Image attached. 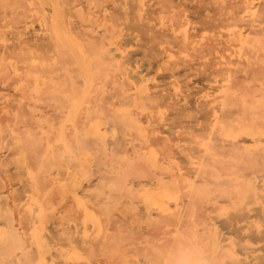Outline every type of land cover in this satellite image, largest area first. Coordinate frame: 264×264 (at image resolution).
Instances as JSON below:
<instances>
[{
    "label": "rangeland",
    "instance_id": "374dc122",
    "mask_svg": "<svg viewBox=\"0 0 264 264\" xmlns=\"http://www.w3.org/2000/svg\"><path fill=\"white\" fill-rule=\"evenodd\" d=\"M80 1L79 0H20V1L19 0H0V77H1L0 78V114L4 115L5 118L3 119V123H5L7 127L6 129L4 128L5 125L4 126L2 125V127H0V130H2L0 131V134L3 133L1 134V136L5 137L3 140H1L2 137H0V141H1L0 150H2L0 152L3 153V154L0 153V155L2 157L7 155L5 156V159L4 158L0 159V160H3V159L5 160L0 163V166L2 167V171L5 174L4 178L6 179V183L8 184V189L7 190L6 188L3 189V190H6L7 193H5L2 190V192L5 193V195L0 194L1 195L0 202L2 201L4 202L6 200L5 210L7 209V212L9 211L11 213L10 214L8 212L10 215L9 218H11V216H12L11 219L17 218L15 222L14 220L11 221V224L17 223L13 225H17L18 229L20 230H22L21 228L24 227L23 228L24 231H28L29 229L28 227L31 226V224L35 220L34 219L35 216L39 217L44 222L47 220L46 218L47 214L52 213L54 215V218L58 215L56 217L58 218L57 219L58 223L54 219V221L57 223V224L55 223L56 224L55 227H60L64 229L65 224H66L65 228L69 227L70 229L71 227H73L71 228L72 230H70L69 234H66V235L64 234L63 237L65 238L66 236V241L71 242L75 240L74 238H77L76 241L79 240L78 241L79 244H81V246H83L86 250H89L87 254H80L78 250H73L72 253L68 256L60 254L58 252H57L58 254L55 255L56 257L48 256L49 252L56 251V246H54L53 244H49V243L45 245L46 243L45 235L50 234V233L47 229H44V230L41 229L40 232L38 233V236H30L29 239L34 240L36 242V245L33 246L34 247L33 249L37 250V253L42 252L40 256L46 257L47 260H50L48 261L49 262L48 264H58L60 262L61 263L70 262V263H80V264H112V263L114 264L115 261L118 262L117 264H134V263L137 264L138 259H139V258L137 259V257H140V256L141 257L142 256L144 257L156 256L157 258L161 257L163 259V263L165 262L166 264L172 258V255H171L172 252H169V250H171L169 249V247H174V245L176 246L175 242H177L178 244L177 248L174 247L173 249L179 250L176 252V253H179L182 246L184 247V245H186V243L183 245V242H184L183 240L180 241L182 242V244H180V242L178 241V237L180 239L184 238V240H187L188 241L187 243L190 244V247L192 248H195V247L192 245V242L189 241L190 239L189 236L184 235L183 233L184 230H182V232L178 229L176 231L172 230L171 231L172 237L170 239L171 241L161 243V246L164 247V249L161 246H159L160 243L157 242V238L156 239L151 238L152 237L151 234H160V232L162 233L165 230H168L170 228L173 229L175 222L171 221L170 223L169 221L170 218L172 220L174 219L177 222V217H179V215L183 212L181 208L185 209L186 207H188L186 203L187 198L189 199V197L193 194L194 195H198L197 193L200 194L201 189L205 190L206 185H203L201 183L197 184L194 182L197 181L196 177L198 178L195 171H199L200 168L204 169L207 166L209 167V165H205V164L209 163L211 159L208 161L205 160L204 162L202 160L204 158H207V156L206 157H203V156L209 153H211L210 155H213L214 157L217 155L216 148H215L216 152L215 150L212 149L215 146L213 147L212 145L208 146V144H210L208 143V140L209 142L210 141L212 142L211 137L213 138L218 137L217 136L218 131L220 134L221 132L223 133L221 134L223 135L222 138L224 137L228 138V136L230 137L231 133L233 132V129H230V128H233L234 124L237 122L234 120H237V119L240 120L239 118H242V116H239V117L236 116V118H234L235 117L234 114L236 112H239V108L237 106L241 105V103L235 102L230 98H232L233 93L235 95V97L233 96L234 100L237 99L236 97H239L240 99L244 95L241 94V91H242L241 89H239L240 92L239 91L237 92V89H231V87L233 86H235V88L240 87L237 85L238 84L237 82H241L240 80L244 79L245 77L243 74H246V72L243 69L247 67H246V64L244 66V62L242 61H246L248 64L250 60V56L247 57L248 56L247 52L249 54L250 52H252L251 51L252 49L249 46L251 44L249 42L250 33L249 35H247L248 30L252 28L250 32L252 31L262 32L261 29L264 28V23H263L264 22L263 21L264 11L263 12L260 11V10H264V0H260V1L259 0H235V1L234 0L233 1H230V0H112L110 2L109 0H82L81 2ZM259 3H262V5H260ZM187 4L191 6L189 7ZM258 4L262 7H259V6L254 7L255 5H258ZM134 5H135V8H133ZM195 5L198 7V10L196 7L194 8ZM237 6L240 8H238ZM132 8L134 10L130 11V9ZM254 8L255 9L260 8V10H256L257 13L254 14L255 13ZM252 9L254 12L252 11ZM201 10H203V12ZM212 10L214 11L212 12ZM113 11L114 12L116 11V13H112ZM5 12L7 13L5 14ZM234 13H237L235 14V16L237 15L236 17L238 19H235L236 17L234 16ZM177 14L180 15L178 18L179 20L177 19V16H178ZM73 15L78 21V24H81L79 26H81L84 29L86 28V30L78 28L79 26L77 24L75 25L77 21L75 20ZM204 15H208V16H205L204 18ZM213 15L215 16V18H213L214 17ZM232 15L234 16V18L231 17ZM107 16L110 18H108ZM209 16H212L213 20L210 19L211 17ZM228 16L229 18L227 19ZM111 17L112 19L115 17V19L112 20ZM120 17L121 19H119ZM244 17L247 18L246 21H249L248 23H246V25L244 23L245 22ZM251 17L252 18L254 17L253 21ZM174 19H177V22H174ZM204 19L208 22V25H211V26L208 27ZM208 20L213 21L215 24L213 22H210L211 24H209ZM218 20L221 22H219ZM199 21L204 22V25L206 24L205 26L207 27H205L203 23ZM239 21L241 24L239 23ZM183 22L184 24H182ZM142 23H144V25H142ZM146 23L147 25H145ZM260 23H263V24H260ZM73 24L78 27L72 26ZM82 24L86 26H83ZM140 24L142 27H140ZM248 24L249 25L255 24V27H257L258 29L257 28L253 29L252 25L249 28V26L247 27ZM18 25H19V28H17ZM22 25H23V28H22ZM129 26H132V27H129ZM143 26H146L148 29L144 27V30H142ZM127 27H129L130 29H128ZM150 27H152L153 30L149 29ZM198 27L199 28L201 27V28L198 29ZM131 28H133V30ZM76 29H80L79 31H82V32H78ZM137 30L139 31L142 30L143 32L146 31L145 32L146 34L141 32L143 33L141 35V33ZM159 30L160 32L164 31L162 32V34L165 33L164 35L161 34L163 37L162 39H160L161 37L159 38V35H160ZM19 31L24 32V34H22ZM190 32H193L194 34ZM127 33L130 35V37H128ZM153 33L155 34L154 36L156 37L158 35L157 37L158 39L153 36L155 38L154 41L156 45L150 42L152 39L150 41L149 39H147V38H150V36H152ZM166 33L168 34L166 35ZM225 33H226V36H224ZM81 34H82V37H81ZM144 34L148 35V37L145 36L146 39L149 41V42L146 41L147 43H144L145 42V38H143ZM13 35L14 36L16 35L15 37L17 38H15ZM95 36L97 37L95 38ZM140 36L142 37V39H140ZM247 36H249V38H247V41L249 43L246 41ZM37 37H39V39ZM204 38H206L205 41H203ZM207 38H210L212 41ZM125 40L127 41L129 40V41L127 42ZM20 41H23L22 43L24 44H22ZM209 41H211L210 44L212 42L214 43V41L218 43L216 42L214 44L212 43L213 46H211V49L213 50H210V48L204 49L203 47L202 49L201 48L202 44H204L205 47H207L206 45L210 47L209 46L210 44H205L206 42L209 43ZM15 42L17 43L16 45H20V48L19 46L16 47ZM38 42L42 45L41 46L42 48L40 47ZM142 42L145 44V46ZM240 42L241 43L245 42V47H244V44H241ZM138 43L143 44V45L140 44V46L143 47V48L141 47L142 49H139L140 47L136 46ZM150 44H152L151 45L152 48L148 47L150 46ZM246 46H249V47H246ZM48 47L50 48V50L47 49ZM244 48L246 49L247 52L243 51ZM39 49H42V51ZM137 49L142 50V51L138 52ZM199 50H201L203 53L206 52L205 55L203 54L204 55L203 56L201 53L198 54ZM241 50H242V54L240 53ZM211 51H213L214 53L213 55L214 57L216 56L217 59L212 57L213 55L210 56ZM146 54L148 55L144 56ZM225 54L226 56L228 55L231 58L233 57V59L227 56L226 60H224ZM238 55L240 58L237 57ZM151 56L152 57L155 56V57L152 58ZM25 57H27L28 60L25 59ZM144 59L147 62H145ZM151 59L152 60L154 59V62L152 63H155V64L150 65L152 64L151 62H149L148 64V60H151ZM195 59H197V61ZM201 59L202 61H205V63L202 62L204 66L201 63ZM206 59H210V60H206ZM235 59H237V62H240V63L242 62L241 63L242 65L239 64L240 65L239 66L238 63L235 61ZM240 59L242 61H239ZM219 60L221 62H217ZM222 60H223V63L225 62L224 65L222 63ZM231 60H233V63L234 61L237 63V65L240 68L239 71L237 70L239 68L236 69L234 67L236 66L235 64L232 65V63H230ZM66 61L69 63H67ZM169 61L172 63L170 64ZM195 61L196 63L200 61L199 62L200 67H198L199 64H193V62ZM145 63H147V66L145 65ZM177 63H179V65H177ZM183 63L185 64L187 63V67L184 66L185 64ZM189 63L190 65L188 66ZM205 64L207 65L205 66ZM150 66L151 67L153 66V67L151 68ZM167 66L170 69L167 68ZM178 66H180L181 68V69L179 68L180 73L178 74L180 75L184 74L186 78L184 76H180L175 73L174 69L176 68L178 69ZM183 66L185 69H188L187 71H185V73H188L191 71L192 75L186 74L187 75L186 76L185 73H183L184 72L183 70L185 69L182 70ZM193 66L195 67L194 69H192ZM51 67L52 69L49 71V68ZM206 67H209L208 68L209 70H206ZM220 67H223L222 69L226 70V72L223 71ZM47 68L48 70H45ZM214 68L215 69L220 68L223 72L220 70L221 73L219 71V75H218L217 72L213 71L215 70ZM72 69L73 70L77 69L76 71H74L76 72V74L74 73V75H72L73 74V72H71ZM197 69L199 70L204 69V70L200 72ZM229 70H234L236 72L235 73L236 75L240 74L239 75L240 78H238L237 76L232 77L231 71ZM167 71H170V73H167ZM198 71H199V74L202 73V75L206 71H209V72L208 73L206 72L207 74L205 73V75L207 76H204V75L202 76L200 74L199 75L201 79L200 80L199 77H196L198 75ZM164 72L166 75H168L167 76L168 78H166L165 76H163L165 78L162 77ZM173 72L175 73V77L170 76ZM193 72L195 73L193 74ZM60 73L62 74L61 76H60ZM114 74H117L118 76ZM176 75L180 76V78L184 77L185 80L183 79L179 80V77H177ZM193 75H194L193 78H195L194 81H193V78L191 77ZM223 76L225 77L223 78ZM241 76H244V77L241 78ZM208 77L210 79H208ZM187 78L189 81L187 80ZM215 78H217L219 81L216 80ZM231 78H234V80L236 79L237 81L232 80L233 82H235V84L231 83L230 90H229V88L227 89L228 87L227 85L231 82L230 80ZM182 80L183 82H181ZM28 82L31 84H29ZM189 82H190V85L188 84ZM219 82H221V84ZM105 83L106 85H108L109 83L110 86L106 87ZM158 83L160 85H158ZM164 83H166L167 85V90H168L167 92H169L171 95L166 92V89L162 88L165 86ZM212 84L213 85L216 84V86L222 85V87L220 86L221 88L217 87L218 89H216V87H214ZM186 85H189V88H187L188 86ZM6 86H7V89H6ZM160 88H162L163 90L161 89L160 91ZM223 88L227 90L228 92L223 91L222 90ZM192 89L194 92L192 91ZM113 90L116 93H114ZM150 92H152V94H149ZM161 92H163L164 97L168 95L170 96H168V98L167 97L163 98V96L160 94ZM184 92L186 93V95ZM165 93H167V95H165ZM190 94H193V95H190ZM223 94H225L224 96H228L227 99L230 97L229 100L231 102H235L234 105L229 100H226V101H229L228 103L223 101L224 99ZM55 95L57 96L56 100L54 98H51L53 96L55 97ZM107 95H109V97ZM149 95L150 96L152 95V97H148ZM154 95L156 96L154 97ZM187 95L192 96V97L189 96L191 99H188V98L186 99ZM221 95L223 96V98H221L222 97ZM14 96H16V98ZM91 96H96V97H91ZM172 96H173L174 101H172V98H171ZM14 98L15 100H13ZM18 98L19 100L16 103V100ZM162 98L166 99V102L168 101L170 104L166 103L167 104L166 105ZM193 98L194 100H196V103H194L195 101L192 100ZM244 98L242 99L244 100ZM8 99H9V102H8ZM10 99L13 100L14 104L16 103L15 106L13 103H11ZM48 99L50 100V102L49 101L47 102ZM117 99L118 100L120 99V101L122 100L123 103L118 101ZM178 99L180 100L179 102L180 106L179 105L177 106L178 103L175 104V101L176 102L179 101ZM3 101L8 102V103H4ZM43 101L45 102L46 105L44 104ZM61 102H65L64 103L65 107L64 105H60V104H63ZM181 102L184 105L188 102V105L190 104L189 106L190 109H188L189 107L187 104L184 106L181 104ZM202 102H204L205 105L203 104L200 105ZM10 103L12 104V106L10 107L9 105L10 108L6 109L8 108L6 106H8V104ZM192 103L194 104V107ZM104 104H105V107L103 106ZM174 104L176 105V108H179V111L182 110V107H184L185 109V110L183 109V112H179L176 109L177 113H180V114L183 113L182 114L183 117L182 115H180L179 118L181 119L178 118L179 121L181 120L182 122L176 121L177 120L176 117L179 116L177 113H175L176 111L169 113V111L175 110V108L173 109L170 106L172 108L170 110L168 106L169 105L173 106ZM12 107H13V110H12ZM215 107H218V108L220 107L221 109H217ZM20 108L21 109L23 108V109L21 110ZM25 109H26L25 113L27 114V117L26 115L24 116L22 114V112H24L23 110ZM198 109H200L201 111ZM229 109H231L230 112H232L233 115H231V113H229V115L226 114L229 112L228 111ZM202 110L205 111L204 114ZM219 110L221 111L223 110V113L221 112L222 114L220 115L218 114L220 113ZM208 111H210V114L207 113ZM211 111H213L214 113ZM184 112H186V114ZM20 113L22 114L21 117H20ZM55 113L56 115L58 114L57 117ZM53 114L55 115V117ZM174 114L178 116H175ZM199 114L201 118L203 116L202 119L200 118ZM208 115H211L210 118L214 117L212 119L213 122L211 121V119L206 118V117H209ZM7 116L9 118H7ZM229 116L231 117L228 118ZM1 117L3 116L0 115V119L2 120ZM113 117L115 121L113 120ZM218 117H225V118L219 120L220 118L217 119ZM20 118L22 121H24V123L27 121L26 122L27 125L22 122L20 123L21 121ZM80 118L83 119L82 123L79 120ZM86 118L87 119L90 118V119L86 121ZM143 118L145 119V121ZM185 118L186 119L188 118L189 120L191 118L192 122L188 121V119L186 120ZM204 118L209 119L208 121L211 125L210 127H209L208 121L206 120L207 121L206 123ZM223 120H225V122L229 121L230 123L229 125L231 126H229L227 122L226 127H224L225 125L223 124L224 122H221ZM232 120L234 121V123ZM189 122L191 123V125L188 124ZM193 122L195 124L199 123V125L198 124L195 125ZM16 123L18 127L16 126ZM178 123H181V124H178ZM182 123L187 124L186 125L187 128L183 126ZM201 123L202 124L206 123L208 124V126L206 124L202 125ZM213 123L214 124L216 123L215 125L219 123L220 124L217 125V127H214ZM34 124L35 126H33ZM173 124L175 125L174 126L175 128L172 127ZM200 124L202 126H200ZM19 125H23L24 127L19 126ZM106 125L107 127H105ZM191 126H195L197 128H194ZM14 127H17V128H14ZM188 127H190V130H192V132H190ZM21 128L23 131L21 130ZM113 128L116 131L115 134H114L115 131L113 130ZM198 128L201 129L200 132L198 131L199 130ZM203 128H205L204 131L206 132L210 130L209 131L210 133L208 134L207 132L205 134V132L202 130ZM68 129L70 130V132L69 131L66 132ZM177 129H178V133H176ZM186 129H188V131H185ZM212 130L216 131V134H213V136L211 134ZM7 131L9 132L10 135L8 134ZM33 131H36V132L34 133ZM180 131L182 132V135L184 134L185 136L187 134L186 132H188V134L192 133V136L195 135V137L193 136L195 138V141L192 140L193 142H197V139L201 135L199 139H201L202 141L200 140L201 142L198 141L197 143H193L189 141L191 140L189 139V136H190L189 134L188 138L186 137L185 139V141L189 139L188 142H186V144L188 143L187 144L188 148H186L187 149L186 150L185 148H182L185 146L184 145L185 141L181 137V135H179L181 134ZM201 131H202V134H201ZM5 133H7V136ZM171 133H173V135ZM212 133H215V132H212ZM4 134L5 136H3ZM207 134L208 135L211 134V135L208 136ZM22 135L27 136V137L29 136V140L24 141ZM178 135L181 138L176 137L178 138V140H175L176 138H174V141L172 140L173 142H171V139L168 137V136L175 137ZM214 135L216 136L214 137ZM185 136L183 137L185 138ZM159 137L161 140L159 139ZM193 137H190V138L193 139ZM202 137L203 138L205 137L207 139H202ZM209 137L211 138V140ZM6 138L7 140L9 139L10 141L9 140L6 141ZM33 138L35 139V141L33 140ZM89 138L91 140H89ZM154 138L156 140H154ZM167 139H168V143L170 142L169 146L167 143ZM219 139L217 141L216 139H213V140L215 142H219L220 141ZM39 140L40 141L43 140V141L39 142ZM106 140H108V143L110 142V144H108ZM80 141H83L85 144ZM117 141H119L118 144H117ZM35 142H37L38 144H36ZM176 142L178 144L177 148L175 147L177 146ZM190 142L193 146H189ZM41 143H43L44 145H41ZM112 143L115 145L113 146ZM165 143H167V146ZM6 144H7V147L5 146ZM171 144L172 145L174 144V146H172ZM27 145H30V146L25 148V146ZM180 145H183V146L180 147ZM187 145L185 147H187ZM22 146L24 150H22ZM35 146L36 147L41 146L40 148H43V150L35 148ZM164 146H166V148H164L166 150L163 149ZM4 147L6 148L3 149ZM169 147H174L176 149V153L178 150V154L176 155L177 157L174 156V154H176L175 150L173 148L172 150ZM30 148L32 150L33 148H35L37 150L36 151L37 153L36 154L33 153L35 151L34 150L32 151ZM112 148L113 150H115L114 152L116 153H113V151H111ZM127 148L129 149V151ZM206 148L209 151L206 150ZM169 150H172L171 155L172 157L174 156L173 158L170 157V154L168 152ZM96 151H99V152H96ZM164 151H166L169 154V159L167 156L168 154ZM191 151L194 156L191 155L192 154ZM41 152L44 154L42 155ZM203 152H204V155H203ZM213 152L216 155L213 154ZM39 153L41 154L38 155ZM185 153H191L189 155H191L194 158H192L191 156ZM201 153L202 155H200ZM129 154L132 159L128 156ZM30 155L33 157L34 163H33L32 158L31 159H29L30 157L28 158V156ZM101 155L103 156L102 158H100ZM185 155H187L188 159L186 158ZM39 156L41 158L40 160H39ZM213 156L208 155V159L212 158ZM159 157H160V160L158 161ZM98 158H100L99 161H98ZM109 158H111V160ZM184 158L186 162L183 160ZM28 159L32 163H30ZM201 162L202 163L204 162L203 163L204 166ZM31 164H34V165L32 166ZM135 164H137L138 166ZM5 166H7V170L5 169L6 168ZM134 166H137V169L136 167L134 168ZM185 167H189L188 168L190 170L189 172H191V170L193 171L195 170L194 171L195 173H192L190 178L188 177L189 175L187 174V168ZM9 168H12L13 172L10 171ZM181 168H184V169H181ZM158 169L160 173L158 172ZM94 170H96V172ZM9 171L13 174L11 178L9 175L10 174ZM118 171H120L119 172L120 174L117 173ZM22 172H24V174ZM93 172H95L96 174ZM167 172L168 174L170 173L168 178H167L168 175L166 174ZM16 173L18 174V176L22 175L20 176L21 178L17 177ZM40 174H41V177H40ZM113 174H115V176ZM181 174L183 175L181 176ZM1 175L2 174H0V178H2ZM23 175L26 177H24ZM110 175H113L114 177ZM104 177H108V179L106 178L107 181L106 179L105 181H103ZM110 177H112L111 180H109ZM39 178H41L43 182L40 181ZM128 178L129 179L132 178V179L129 180ZM18 179L19 181H17ZM167 179H168V182H167ZM1 180L2 179H0V181ZM141 180H142V184L139 182ZM145 180L147 183L145 182ZM11 181L14 184L11 183ZM14 181L17 182L16 185ZM114 181L119 182L120 185L115 184ZM150 181H152L151 184H150ZM9 182H10V185H9ZM179 182L181 183L183 188L179 185ZM19 184L22 185L21 187H23V189L25 188L26 190H19V189H22L21 187L17 188V185ZM115 185L116 187L118 186L120 188L117 189ZM121 185H123L124 187ZM178 185H179V188H177ZM193 185H194V188H193ZM201 185L202 187H200ZM38 187L40 189H38ZM44 187L46 188L45 190H44ZM180 188H182L181 191L184 192L185 194H188V195L191 194V195L189 197L183 195V193H180V190H179ZM27 189H29V191H27ZM193 189L195 190L193 191ZM13 190H15V192ZM104 190L106 193L104 192ZM196 190H200V191L196 192ZM19 191H22L23 193ZM55 191L57 192L55 193ZM126 191L128 193H123ZM12 192L17 193V194H14V193L12 194ZM85 192L88 193L87 196ZM204 192L206 191L202 192L205 195L206 193ZM8 193H10L9 195L11 199H13L17 203H15L13 200L8 198L9 197V195H7ZM101 193L103 196L101 195ZM129 193H130V196H128ZM180 194H182L181 195L182 198ZM203 194H200L197 197L203 196ZM12 195H15L16 198H14L15 196L13 197ZM4 196H6L7 198L5 199ZM48 196L49 197L52 196L53 198H55L54 200L52 199V197H50V199H52L55 204L52 202V200H49ZM179 196L182 200H179L180 199ZM209 196L210 195H208V197ZM3 198L5 200H3ZM183 199H186V202ZM9 200H10L11 206L6 203ZM150 200L152 204L151 207H150ZM168 200H170L171 203H169L170 201ZM105 201L107 203H105ZM137 201L138 203H136ZM213 201L214 200L209 201L211 205H214L213 203L215 201L214 202ZM157 202L158 203L160 202L163 204V205L161 204L162 205L161 207H163L162 209L159 208L160 204L158 205ZM62 204L64 208L66 207L65 209H63ZM153 204L155 206H153ZM170 204L172 206H170ZM20 205L22 207H20ZM152 206L156 209L153 208L154 210L153 209L151 210L150 208H152ZM7 207H10V209H8ZM140 207L144 208V210L142 209V212L141 210L139 211L138 209ZM58 208L62 209L63 211L59 210ZM16 210H19V212ZM150 210L151 212L153 211V213L157 212L156 213L157 216L151 215L153 213H150L149 212ZM161 210H163V212ZM27 211H30V213H28ZM143 211H146V215H144L145 212ZM158 211L161 216L158 214ZM7 212L5 213L3 212L4 215ZM24 212L28 214V216L26 214V218L24 216ZM69 213H72L74 215L72 214L70 215ZM68 214L71 217H67ZM219 214L221 213L218 212L217 216H220V217L223 216L222 214L221 215ZM13 215L14 216L17 215V217L13 218ZM212 215H215V213ZM116 216L121 218L120 219L121 222H119V220H117V222L116 221L111 222V219L112 220L115 219ZM144 216H145V219H144ZM119 218H116V219H119ZM162 218L163 219L165 218L166 221L165 220L163 221ZM138 219H142L143 223H142V220H139L141 221L139 222ZM167 219L169 222L167 221ZM19 220H21L22 222L26 221L27 224L21 223ZM125 220H127L128 222L127 221L124 222ZM18 222L21 224L20 225L21 227L19 226ZM146 222H149V224ZM172 222L174 224H172ZM197 224H201V222ZM24 225L27 226L26 228L27 230L25 229ZM118 225L120 226V228L117 227ZM111 227H112V230H111ZM156 228L157 229L160 228V229L157 230ZM137 229L139 231H137ZM141 229H143V231ZM145 230L149 231L148 234L144 232ZM78 231L80 232V234ZM112 231H116L114 234L117 233L119 237L120 236L122 237L118 239V236L115 235L111 239L110 235H114ZM127 231H130V232H127ZM145 234H147V236ZM149 234H150V237L148 239ZM108 235L110 237H108ZM143 238H145L146 240L148 239V242L146 240L144 241ZM172 239H174V242H172ZM141 240H143V242ZM116 241L118 244L116 243ZM138 241H141V243ZM146 242L148 244H146L147 246L145 247L144 244ZM157 243L159 244L157 245ZM115 244L117 246H112ZM44 245L48 246L47 250L45 249ZM138 245H141L142 247L144 246L145 248L142 249V247ZM93 246L95 249L93 248ZM166 246L168 247L167 249H165ZM186 246L188 247L189 245H186ZM159 248H162V249H159ZM138 249H142V250H138ZM145 249H148V251H146ZM98 252L99 253L102 252L100 255L101 257H98V254H99ZM145 252H150V253L149 254L146 253L147 255H145ZM162 253H165V254H162ZM195 254L192 253L189 256V258L192 256L193 259H195V256H197ZM113 255L114 256L117 255L118 257L117 256L114 257ZM112 256L114 257L113 259H112ZM100 258H102V260ZM128 258L130 259L129 261L132 263L127 261Z\"/></svg>",
    "mask_w": 264,
    "mask_h": 264
},
{
    "label": "bare ground",
    "instance_id": "6f19581e",
    "mask_svg": "<svg viewBox=\"0 0 264 264\" xmlns=\"http://www.w3.org/2000/svg\"><path fill=\"white\" fill-rule=\"evenodd\" d=\"M20 1V0H19ZM80 1V0H79ZM82 1V0H81ZM80 1V2H81ZM110 1H112V0H109V2ZM230 1H233V0H230ZM235 1V0H234ZM260 1V0H259ZM155 2V1H154ZM12 3H14V2H12ZM47 3V2H46ZM135 3V2H134ZM198 3V2H197ZM200 3V2H199ZM202 3V2H201ZM247 3V2H246ZM108 4V3H107ZM183 4V3H182ZM229 4V3H228ZM236 4V3H235ZM234 4V5H235ZM260 5H262V3H259ZM255 5L254 7H256V6H259V7H262V6H260V5ZM188 5V4H187ZM197 5V4H196ZM194 6V8L196 7L197 8V10H198V7L197 6ZM200 5V4H199ZM210 5H212V4H210ZM238 5V4H237ZM246 5H248V4H246ZM97 6V5H96ZM151 6H153V5H151ZM151 6H149V7H151ZM189 7L191 6V5H188ZM253 6V5H252ZM193 7V6H192ZM209 7H211V6H209ZM238 7V6H237ZM236 7V8H237ZM247 7V6H246ZM98 8V7H97ZM102 8V7H101ZM133 8H135V5H134V7ZM130 9V11L132 10H134V9ZM167 8V7H166ZM193 8V9H194ZM238 8H240V7H238ZM248 8V7H247ZM250 8H252V7H250ZM112 9V8H111ZM110 9V10H111ZM119 9V8H118ZM255 9V8H254ZM113 10V9H112ZM164 10H166V9H164ZM256 10H260V8H258V9H255V13L254 14H256L257 12H256ZM84 11V10H83ZM149 11V10H148ZM156 11V10H155ZM162 11V10H161ZM202 12H203V10H201ZM210 11V10H209ZM214 10H212V12H213ZM252 11H253V9H252ZM260 11H264V10H260ZM71 12V11H70ZM96 12V11H95ZM117 12H118V10H117ZM177 12V11H176ZM189 12V11H188ZM192 12V11H191ZM199 12V11H198ZM254 12V11H253ZM261 12V13H262ZM7 12H5V14H6ZM112 13H116V11L114 12H112ZM120 13V12H119ZM70 14H72V13H70ZM129 14H130V12H129ZM128 14V15H129ZM152 14V13H151ZM168 14V13H167ZM179 14V13H178ZM177 14V15H178ZM204 14V13H203ZM214 14V13H213ZM216 14V13H215ZM235 14H237V13H234V16H235ZM253 14V15H254ZM176 15V14H175ZM239 15V14H238ZM252 15V14H251ZM72 16V15H71ZM102 16V15H101ZM117 16H119V15H117ZM131 16V15H130ZM135 16V15H134ZM179 16L180 15H178L177 16V19L179 18ZM198 16V15H197ZM201 16H203V15H201ZM205 16H208V15H204V18H205ZM214 16V15H213ZM234 16L232 15L231 17H233L234 18ZM237 16V15H236ZM235 16V17H236ZM73 17H74V15H73ZM108 17V16H107ZM113 17V16H112ZM112 17H111V19H112ZM132 17V16H131ZM130 17V18H131ZM139 17V16H138ZM144 17V16H143ZM195 17V16H194ZM209 17H211L210 19H212L213 20V18H215V16L212 18V16H209ZM209 17H207V18H209ZM230 17V18H231ZM246 17H247V15H246ZM249 17V16H248ZM255 17V16H254ZM253 17V18H254ZM261 17V16H260ZM75 18V17H74ZM108 18H110V17H108ZM148 18V17H147ZM174 18V17H173ZM192 18V17H191ZM229 18V16L227 17V19ZM240 18V17H239ZM242 18V17H241ZM252 18V17H251ZM253 18H252V21H253ZM113 19H115V17L113 18ZM112 19V20H113ZM119 19H121V17L119 18ZM132 19V18H131ZM130 19V20H131ZM136 19V18H135ZM138 19V18H137ZM177 19H174V22H177ZM194 19V18H193ZM199 19V18H198ZM235 19H238L237 17L235 18ZM245 19V20H244ZM244 23H245V25H246V23H248L249 21H246V19L247 18H245L244 17ZM250 19V18H249ZM75 20H76V18H75ZM129 20V19H128ZM142 20V19H141ZM140 20V21H141ZM179 20V19H178ZM189 20V19H188ZM195 20H197V19H195ZM205 20V19H204ZM226 20V19H225ZM35 21V20H34ZM77 21V20H76ZM110 21V20H109ZM115 21V20H114ZM194 21V20H193ZM203 21V20H202ZM206 21V20H205ZM209 21V20H208ZM219 21V20H218ZM234 21V20H233ZM264 21V20H263ZM15 22H16V20H15ZM14 22V23H15ZM129 22V21H128ZM132 22H133V20H132ZM142 22V21H141ZM140 22V23H141ZM199 22H201V21H199ZM210 22H213V21H209V24H211ZM219 22H221V21H219ZM225 22V21H224ZM231 22V21H230ZM242 22V23H243ZM19 23V22H18ZM116 23V22H115ZM130 23V22H129ZM138 23V22H137ZM136 23V24H137ZM201 23H203V25H204V22H201ZM206 23H207V26L209 27V26H211V25H208V22L206 21ZM214 23V22H213ZM226 23V22H225ZM239 23H240V21H239ZM264 23V22H263ZM263 23H260V24H263ZM81 25V24H78V21H77V23H75V25ZM135 24V25H136ZM182 24H184V22L182 23ZM215 24V23H214ZM238 24V23H237ZM241 24V23H240ZM13 25V24H12ZM74 24L72 25V26H74V27H78V26H75ZM83 25V24H82ZM89 25V24H88ZM128 25V24H127ZM126 25V26H127ZM139 25V24H138ZM142 25H144V23H142ZM145 25H147V23L145 24ZM200 25H202V24H200ZM200 25H198V26H200ZM206 25V24H205ZM204 25V26H205ZM252 25V24H251ZM251 25H247V27L249 26V28H250V26ZM259 25V24H258ZM21 26V25H20ZM83 26H86V25H83ZM134 26V25H133ZM153 26V25H152ZM207 26H205V27H207ZM216 26H218V25H216ZM241 26H243V25H241ZM260 26V25H259ZM73 27V28H74ZM129 27H132V26H129ZM129 27H127L128 29H130ZM140 27H142L141 26V24H140ZM144 27H146V26H143V29L142 30H144ZM195 27V26H194ZM252 27H253V29L254 28H257V27H255V24L254 25H252ZM262 27V26H261ZM260 27V28H261ZM17 28H19V25H18V27ZM17 28H16V30H17ZM22 28H23V25H22ZM78 28H80V29H84V28H82L81 26H79ZM138 28V27H137ZM147 28V27H146ZM193 28V27H192ZM201 28V27H200ZM199 27H198V29H200ZM216 28V27H215ZM80 29H76L78 32H82V31H79ZM132 30H133V28H131ZM148 29V28H147ZM147 29H145V30H147ZM149 29H152V27H150ZM166 29V28H165ZM204 29V28H203ZM207 29V28H206ZM244 29V28H243ZM258 29V28H257ZM257 29H255V30H257ZM84 30H86V28L84 29ZM83 30V31H84ZM142 30H137V31H139L140 33L141 32H143ZM153 30V29H152ZM197 30V29H196ZM209 30V29H208ZM245 30V29H244ZM248 30V29H247ZM246 30V31H247ZM250 30H252V28H250ZM250 30H248V33H247V35H249V33H250V39H249V42H250V44L251 45H249L250 47H251V51L252 52H250V54L246 51V49L244 48V50L243 51H246L247 52V54H248V56L247 57H249L250 56V60H249V63L247 64V62L246 61H242L241 59L239 60V61H242V62H244V66H245V64H246V67L247 68H244L243 70L246 72V74H243L244 76H241V78L242 77H244V79H241L240 81L241 82H237L238 84V86H240V87H236L235 88V86H233V87H231V89H237V92L239 91V89H241L242 91H241V94H243L244 96H242V98H244V100L242 99V98H240L239 99V97H236L235 99L236 100H234V98H233V96L235 97V95H234V93H233V96H232V98H230V99H232L233 101H235V102H240L241 103V105H238L237 107L239 108V112H236L234 115H235V117L234 118H236V116L237 117H239V116H242V118H239L240 120H234V118H233V120L234 121H237L235 124H234V126H233V128H230V129H233V132L231 133V136L229 137L228 136V138H222L223 137V135H221V134H223L222 132H221V134L219 133V131H218V133H217V136L218 137H216V138H213V137H211L212 138V142L210 141L209 142V140H208V143H210V144H208V146L209 145H212V147L213 146H215L214 148H212L213 150H215V148H216V150H217V155L213 152V154H215L216 156L214 157L213 155H210L211 153H209V154H206L205 156H203V157H206L207 156V158H204L202 161H204L205 162V160L206 161H208V160H210L209 161V163H206L205 165H209V167L207 166V167H205L204 169L202 168H200L199 169V171H195L196 172V175L198 176V178L196 177V179H197V181H195L194 183H197V184H199V183H201V184H203V185H206L207 186V188H206V186H205V190H203V189H201L200 187H202V185L199 187L200 189H201V191L200 190H196V192L197 191H200L201 193L200 194H203L202 192L203 191H206V192H204V193H206L205 195L203 194V196H200V197H197V196H199L200 194L199 193H197L198 195H188V194H185L184 192H182L181 191V189L183 188V186L181 185V183L179 182V185L182 187V188H180L179 190H180V193H183V195H185V196H190L189 197V199L187 198V202H186V199H183V200H185V202L187 203V206L188 207H184L185 209H182L181 208V210H183V212L181 213V211H180V215H179V217H177V222L173 219H171L170 218V223H171V221H174L175 222V224L172 222V224H174V226H173V229H168V230H165L164 232H160V234H151V238L153 239V238H157V242H159V243H157V245L159 244V246H161V243H165V242H168V241H171L170 239H171V231L172 230H174V231H176L177 229L178 230H180L181 232H182V230H184L183 231V233H184V235L185 236H189V241L190 242H192V245L195 247V248H192V247H190V244L189 243H187L188 241L187 240H184V238H182V239H180L178 236V241L180 242L181 240H183L184 242H183V245L186 243V245H189L188 247L186 246V245H184V247L182 246V248L180 249V252L179 253H176L177 251H179V250H174L173 248L174 247H176L177 248V242H175L176 243V246L174 245V247H169V249H171V250H169V252H172L171 253V255H172V258L168 261V263H166V264H264V28H262L261 30H262V32H250ZM157 31V30H156ZM167 31V30H166ZM245 31V32H246ZM19 32H21V31H19ZM146 31H144L143 33H145ZM159 32H160V30H159ZM162 32H164V31H162ZM162 32H160L159 34L161 35L162 34ZM195 32V31H194ZM240 32V31H239ZM244 32V31H243ZM16 33V32H15ZM22 34H24V32H21ZM28 33V32H27ZM26 33V34H27ZM143 33H141V35L143 34ZM170 33V32H169ZM190 33H193V32H190ZM235 33V32H234ZM25 34V35H26ZM29 34H30V32H29ZM83 34V33H82ZM82 34H81V37H82ZM128 34V33H127ZM146 34V33H145ZM144 34V37L143 38H145V42L144 43H147V42H149L151 39L153 40H151L150 42L152 43V44H154V45H156V43H155V38L154 37H156V36H154L155 34L153 33V35L152 36H150V38H147V39H149V41L146 39V37L145 36H147L148 37V35H145ZM165 34V33H164ZM164 34H162V35H164ZM168 33H166V35H167ZM194 34V33H193ZM197 34V33H196ZM240 34V33H239ZM246 34V33H245ZM89 35V34H88ZM87 35V36H88ZM159 35V38L160 39H162L163 37H162V35L160 36ZM192 35V34H191ZM207 35V34H206ZM234 35V34H233ZM5 36H7V35H5ZM14 36V35H13ZM13 36H12V38H13ZM16 36V35H15ZM14 36V37H15ZM24 36V35H23ZM29 36V35H28ZM154 36V37H153ZM224 36H226V33H225V35ZM21 37H22V35H21ZM26 37V36H25ZM94 37V36H93ZM97 36H95V38H96ZM128 37H130V35L128 34ZM139 37V36H138ZM152 37V38H151ZM157 37H158V35H157ZM156 37V38H157ZM173 37V36H172ZM191 37H193V36H191ZM206 37V36H205ZM209 37V36H208ZM238 37V36H237ZM6 38H8V37H6ZM5 38V39H6ZM15 38H17V37H15ZM27 38V37H26ZM29 38V37H28ZM38 39H39V37H37ZM126 38V37H125ZM247 38H249V36H247L246 37V41H247ZM19 39V38H18ZM35 39H36V37H35ZM38 39H37V41H38ZM44 39H45V37H44ZM47 39V38H46ZM131 39V38H130ZM140 39H142V37L140 36ZM139 39V40H140ZM158 39V38H157ZM193 39V38H192ZM205 39L206 38H204V40L203 41H205ZM207 39H210V38H207ZM15 40V39H14ZM26 40H28V39H26ZM86 40V39H85ZM123 40V39H122ZM211 40V39H210ZM125 41H127V40H125ZM129 41V40H128ZM127 41V42H128ZM141 41V40H140ZM147 41V42H146ZM212 41V40H211ZM211 41H209V43H205V44H210V42ZM236 41V40H235ZM21 43L23 42V41H20ZM216 41H214V43H215ZM234 42V41H233ZM248 42V41H247ZM248 42V43H249ZM39 43V42H38ZM40 43H41V41H40ZM39 43V45H40V47L42 46L41 44ZM43 43V42H42ZM50 43V42H49ZM143 43V42H142ZM143 43V44H144ZM171 43V42H170ZM213 43V42H212ZM212 43L209 45L210 47H208V45H206L207 47H205V45L204 44H202V46H201V48L203 47L204 49L205 48H210V50H213V49H211V46H213L212 45ZM213 43V44H214ZM216 43H218V42H216ZM220 43H221V41H220ZM235 43V42H234ZM241 43V42H240ZM17 43L15 42V45H16ZM18 44H20V43H18ZM22 44H24V43H22ZM34 44V43H33ZM47 44V43H46ZM141 44V43H140ZM140 44L138 43L136 46H138V47H140L139 49H142L143 47L142 46H140ZM143 44H141V45H143ZM152 44H150V46H148V47H151L152 48ZM236 44V43H235ZM241 44H244V47H245V42H243V43H241ZM247 44V43H246ZM38 45V44H37ZM50 45V44H49ZM153 45V46H154ZM204 45V46H203ZM239 45V44H238ZM248 45V44H247ZM19 46V48H20V45H16V47H18ZM51 46V45H50ZM49 46V47H50ZM144 46H145V44H144ZM176 46H177V44H176ZM249 46H246V47H249ZM45 47V46H44ZM47 48L48 50H50V48ZM137 47V48H138ZM142 47V48H141ZM5 48H7V47H5ZM13 48V47H12ZM42 48V47H41ZM156 48V47H155ZM188 48V47H187ZM196 48V47H195ZM202 48V49H203ZM212 48H214V47H212ZM218 48V47H217ZM216 48V49H217ZM23 49V48H22ZM38 49V48H37ZM139 49H137V51L139 52H141L142 50H139ZM150 49V48H149ZM148 49V50H149ZM169 49V48H168ZM198 49H199V47H198ZM219 49V48H218ZM240 49H242V48H240ZM39 50H41L42 51V49H39ZM147 50V49H146ZM178 50V49H177ZM145 51V50H144ZM157 51V50H156ZM198 51V50H197ZM219 51V50H218ZM235 51V50H234ZM9 52H10V50H9ZM158 52V51H157ZM205 52V51H204ZM246 52H244V53H246ZM144 53V52H143ZM204 54L205 55V53H203L201 50H199V53L198 54ZM240 53L242 54V50L240 51ZM240 53H239V55H240ZM137 54V53H136ZM139 54V53H138ZM214 53H213V51H211V54H210V56H212ZM132 55V54H131ZM130 55V56H131ZM148 54H146V55H144V56H147ZM191 55V54H190ZM201 55V56H202ZM203 55V56H204ZM209 55V54H208ZM239 55L237 56V57H239ZM48 56H50V55H48ZM48 56H46V57H48ZM133 56V55H132ZM141 56H143V55H141ZM193 56H194V54H193ZM228 56V55H227ZM226 54H225V59L224 60H226ZM152 57V56H151ZM153 57H155V56H153ZM152 57V58H153ZM195 57H196V55H195ZM194 57V58H195ZM212 57H214V55L212 56ZM229 58H231L230 56H228ZM180 58V57H179ZM215 59H217L216 58V56L214 57ZM240 58V57H239ZM20 59V58H19ZM25 59H27V57H25ZM48 59V58H47ZM130 59V58H129ZM197 59H198V57H197ZM197 59H195L196 61H197ZM204 59V58H203ZM231 59H233V57L231 58ZM28 60V59H27ZM62 60V59H61ZM124 60V59H123ZM128 60V59H127ZM143 60V59H142ZM145 60V59H144ZM181 60V59H180ZM194 60V59H193ZM206 60H210V59H206ZM98 61V60H97ZM130 61V60H129ZM178 61V60H177ZM184 61V60H183ZM196 61L195 62H193V64H199V66L198 67H200V61H198L197 63H196ZM215 61V60H214ZM228 61V60H227ZM235 61L237 62V59H235ZM234 61V63H233V60H231L230 61V63H232V65H236V66H234L236 69L237 68H239V66L240 65H242L240 62H237L238 63V65H237V63ZM67 62V61H66ZM145 62H147L146 60H145ZM149 62H154V59L152 60H148V64H149ZM170 62V61H169ZM179 62V61H178ZM189 62V61H188ZM205 63V61H202V59H201V63ZM211 62V61H210ZM217 62H221L220 60L219 61H217ZM229 62V61H228ZM227 62V63H228ZM65 63V62H64ZM67 63H69V62H67ZM125 63H127V62H125ZM172 62H170V64H171ZM202 63V65L204 66V64ZM222 63H223V60H222ZM225 63V62H224ZM224 63H223V65H224ZM132 64V63H131ZM153 64H155V63H152V64H150V65H153ZM183 64H185V63H183ZM219 64V63H218ZM144 65V64H143ZM145 65L147 66V63H145ZM177 65H179V63H177ZM190 65V63L188 64V66ZM207 64H205V66H206ZM215 65V64H214ZM222 65V66H223ZM184 66H186L187 67V63L184 65ZM184 66H183V68H182V70L183 69H185L184 68ZM213 66V65H212ZM238 66V67H237ZM26 67V66H25ZM151 67V66H150ZM149 67V68H150ZM153 67V66H152ZM151 67V68H152ZM182 67V66H181ZM202 67V66H201ZM214 67V66H213ZM212 67V68H213ZM18 68H19V66H18ZM27 68V67H26ZM58 68V67H57ZM167 68H169L168 66H167ZM180 68V66H178V69ZM195 67L193 66V68L192 69H194ZM203 68V67H202ZM209 67H206V70H209L208 69ZM221 69L223 68V67H220ZM220 68H214L215 70H213V71H215V72H217V74L219 75V71L221 70ZM226 68V67H225ZM224 68V69H225ZM52 69V67L51 68H49V71ZM74 69V68H73ZM71 70V72H73V74L72 75H74V73L76 74V72H74V71H76V70ZM170 69V68H169ZM177 69V68H176ZM176 69H174V71H175V73L177 74V75H180V74H178V73H180V69L178 70H176ZM191 69V68H190ZM204 69H205V67H204ZM203 69V70H204ZM210 69H211V67H210ZM45 70H48V68L47 69H45ZM59 70V69H58ZM154 70V69H153ZM172 70H173V68H172ZM171 70V71H172ZM181 70V71H182ZM188 69H185V70H183L184 72L183 73H185V71H187ZM197 70H199V69H197ZM203 70H199L200 72H202ZM223 70V69H222ZM221 70V71H222ZM238 71L240 70V68L239 69H237ZM176 71H178V72H176ZM199 71H198V75L196 76V77H199V75L201 74L202 75V73H200L199 74ZM221 71H220V73H221ZM223 71H225L226 72V70H223ZM222 71V72H223ZM229 71H231V76L233 77V76H237L238 78H240V74L239 75H236L235 73V71L234 70H229ZM233 71H234V73H233ZM243 71V72H244ZM52 72V71H51ZM139 72V71H138ZM207 73L209 72V71H206ZM205 72V73H206ZM244 72V73H245ZM122 73V72H121ZM167 73H170V71H167ZM175 73L173 72L170 76H174L175 77ZM191 73V71L190 72H188V73H185V75L187 74H189V75H192V73ZM195 72H193V74H194ZM205 73H203V75L204 76H207V75H205ZM206 73V74H207ZM230 73V72H229ZM229 73H227V74H229ZM240 73V72H239ZM165 74V72L163 73V75H162V77L163 76H165L166 78H168L167 76L168 75H164ZM174 74V75H173ZM210 74V73H209ZM216 74V73H215ZM225 74V73H224ZM233 74V75H232ZM242 74V73H241ZM62 74L60 73V76H61ZM114 75H117V74H114ZM157 75H158V73H157ZM176 75V76H177ZM186 75V76H187ZM202 75V76H203ZM221 75V74H220ZM95 76V75H94ZM118 76V75H117ZM116 76V77H117ZM180 76H184V74H182V75H180ZM180 76H177V77H179V80L180 79H183V80H185V78L183 77V78H180ZM201 76V77H202ZM230 76V75H229ZM229 76H227V77H229ZM57 77H59V76H57ZM75 77V76H74ZM111 77V76H110ZM165 77H163V78H165ZM177 77H176V79H177ZM189 77V76H188ZM192 78L194 77V75L193 76H191ZM225 76H223V78H224ZM236 77V78H237ZM1 78V77H0ZM54 78V77H53ZM218 78V77H217ZM217 78H215L216 80H218ZM78 79V78H77ZM117 79V78H116ZM120 79V78H119ZM199 79H200V77H199ZM198 79V80H199ZM205 79V78H204ZM204 79H202V80H204ZM208 79H210L209 77H208ZM110 80H111V78H110ZM183 80L181 81V82H183ZM187 80H188V78H187ZM195 80V78H193V81ZM201 80V79H200ZM199 80V81H200ZM220 80V79H219ZM218 80V81H219ZM231 80V82L227 85L228 87H227V89L229 88V90H230V86H231V83H234L235 84V82H233L232 80H234V78H231L230 79ZM242 80H244V81H242ZM67 81V80H66ZM108 81V80H107ZM118 81V80H117ZM172 81V80H171ZM189 81V80H188ZM197 81V80H196ZM209 81V80H208ZM211 81V80H210ZM234 81H237L236 79L234 80ZM31 82V81H30ZM77 82V81H76ZM80 82V81H79ZM166 82V81H165ZM214 82V81H213ZM216 82V81H215ZM29 83V82H28ZM67 83V82H66ZM97 83V82H96ZM100 83V82H99ZM107 83V82H106ZM106 83H105V85H106ZM123 83H125V82H123ZM185 83V82H184ZM183 83V84H184ZM187 83V82H186ZM192 83V82H191ZM220 84H221V82H219ZM224 83V82H223ZM29 84H31V83H29ZM98 84V83H97ZM112 84V83H111ZM165 84V86L164 87H162L163 89H166V92L168 91L167 90V85H166V83H164ZM189 85H190V82L188 83ZM199 84V83H198ZM203 84V83H202ZM217 84H218V82H217ZM66 85H68V84H66ZM81 85V84H80ZM158 85H160L159 83H158ZM182 85V84H181ZM189 85H186V86H188L187 88H189ZM206 85V84H205ZM213 85V84H212ZM78 86H79V84H78ZM107 86H110L109 85V83H108V85H106V87ZM153 86V85H152ZM163 86V85H162ZM193 86V85H192ZM191 86V87H192ZM200 86H201V84H200ZM214 87H216V89H218L220 86L222 87V85H220V86H216V84L215 85H213ZM5 87V86H4ZM58 87H59V85H58ZM68 87V86H67ZM218 87V88H217ZM220 87V88H221ZM242 87V88H241ZM56 88V87H55ZM162 88H160V91H161V89ZM202 88V87H201ZM224 88H226V87H224ZM222 89L223 91H226V92H228L227 90H225V89ZM6 89H7V86H6ZM44 89V88H43ZM115 89H116V87H115ZM114 89V90H115ZM162 89V90H163ZM196 89V88H195ZM200 89V88H199ZM114 90H113V92H114ZM191 90V89H190ZM215 90V89H214ZM220 90V89H219ZM100 91V90H99ZM102 91V90H101ZM116 91V90H115ZM192 91H193V89H192ZM59 92H60V90H59ZM98 92V91H97ZM106 92V91H105ZM187 92V91H186ZM194 92V91H193ZM232 92V91H231ZM234 92V91H233ZM240 92V91H239ZM16 93V92H15ZM114 93H116V92H114ZM167 93H169V92H167ZM167 93H165V95H167ZM185 93V92H184ZM184 93H183V95H184ZM222 93V92H221ZM8 94V93H7ZM18 94V93H17ZM60 94V93H59ZM110 94H112V93H110ZM149 94H152V92H150ZM162 96H163V92H161L160 93ZM170 94V93H169ZM189 94V93H188ZM220 94V93H219ZM235 94H236V92H235ZM2 95V94H1ZM12 95V94H11ZM95 95V94H94ZM171 95V94H170ZM170 95H168V96H170ZM185 95H186V93H185ZM190 95H193V94H190ZM190 95H187V97H186V99L188 98V99H191L190 97H192V96H190ZM225 94H223V96H224ZM231 95V94H230ZM229 95V96H230ZM44 96V95H43ZM42 96V97H43ZM47 96V95H46ZM48 96H49V94H48ZM60 96V95H59ZM105 96V95H104ZM108 97H109V95H107ZM156 95H154V97H155ZM161 96V97H162ZM168 96H165V97H167L168 98ZM190 96V97H189ZM214 96H216V95H214ZM219 96V95H218ZM222 96V95H221ZM223 96L221 97V98H223ZM15 98H16V96H14ZM51 97V96H50ZM56 95H55V97L53 96V97H51V98H54L55 100H56ZM61 97V96H60ZM91 97H96V96H91ZM107 97V98H108ZM128 97V96H127ZM148 97H152V95L150 96H148ZM164 96H163V98H165ZM225 97H226V99H225ZM227 97L228 96H224V99H223V101H225V102H229L230 100H229V98L227 99ZM13 98V97H12ZM15 98L13 99V100H15ZM44 98V97H43ZM46 98H48V97H46ZM144 98V97H143ZM162 98V99H163ZM172 98V101H174V99H173V96L171 97ZM239 99V100H238ZM13 100H11L10 99V101H11V103H13ZM19 100V98L16 100V103H17V101ZM52 100V99H51ZM61 100V99H60ZM59 100V101H60ZM91 100V99H90ZM95 100V99H94ZM107 100V99H106ZM105 100V101H106ZM118 100V99H117ZM164 100V103L166 104V103H169L168 101L166 102V99H163ZM179 100V99H178ZM182 100V99H181ZM193 101H195L194 103H196V100H194V98L192 99ZM191 100V101H192ZM226 100H229V101H226ZM26 101V100H25ZM50 102V100L48 99L47 100V102ZM87 101V100H86ZM118 101H120V99L118 100ZM190 101V102H191ZM4 102V101H3ZM8 102H9V99H8ZM8 102H4V103H8ZM15 102V101H14ZM44 102V101H43ZM46 102V103H47ZM120 102H122V100L120 101ZM179 102H180V100L178 101V102H176L175 101V104L176 103H178L177 104V106L179 105ZM189 102V103H190ZM231 102V101H230ZM235 102H231V103H233V105H234V103ZM8 104V106H6V107H8V108H6V109H9L11 106H12V104ZM15 103V104H16ZM26 103V102H25ZM31 103V102H30ZM61 103H63V104H60V103H58V104H60V105H64V103L65 102H61ZM105 103V102H104ZM114 103H116V102H114ZM123 103V102H122ZM129 103V102H128ZM206 103H207V101H206ZM14 104V103H13ZM15 104H14V106H15ZM44 104H45V102H44ZM147 104V103H146ZM170 104V103H169ZM169 105L168 107L170 108V110L173 108H175V110H172V111H169V113H171V112H173V111H176L175 113H177V110L179 111V108H176V105ZM181 104H182V102H181ZM187 105H188V102L186 103ZM185 104V105H186ZM193 104V103H192ZM200 104V103H199ZM205 105L204 104V102H202L200 105ZM6 105V104H5ZM9 105H10V107H9ZM46 105V104H45ZM44 105V106H45ZM167 105V104H166ZM182 105H184V104H182ZM184 105V106H185ZM20 106H22V105H20ZM43 106V105H42ZM49 106V105H48ZM53 106V105H52ZM101 106V105H100ZM104 107H105V104L103 105ZM172 108H171V107ZM180 106V105H179ZM190 106V104L188 105V107ZM236 106V105H235ZM2 107H3V105H2ZM19 107V106H18ZM25 107V106H24ZM23 107V108H24ZM46 107V106H45ZM64 107H65V105H64ZM149 107V106H148ZM153 107V106H152ZM167 107V106H166ZM191 107H192V105H191ZM193 107H194V104H193ZM196 107V106H195ZM22 108V109H23ZM80 108V107H79ZM206 108V107H205ZM215 108H217V109H221L220 107L218 108V107H215ZM21 109V108H20ZM21 109V110H22ZM50 109V108H49ZM81 109V108H80ZM177 109V110H176ZM181 109V108H180ZM183 109H184V107H182V110L181 111H179V112H183ZM188 109H190V107L188 108ZM193 109V108H192ZM236 109V108H235ZM12 110H13V107H12ZM20 110V111H21ZM40 110H41V108H40ZM169 110V109H168ZM185 110V109H184ZM198 110H200V109H198ZM209 110V109H208ZM24 112H22V114L25 116L26 115V117H27V114L25 113V111H26V109L25 110H23ZM45 111H46V109H45ZM48 111V110H47ZM107 111V110H106ZM190 111V110H189ZM193 111V110H192ZM201 111V110H200ZM203 111V110H202ZM207 111V110H206ZM229 112L228 113H226L227 115H229V113H231V115H233L232 114V112H230L231 111V109H229L228 110ZM233 111V110H232ZM18 112H19V110H18ZM187 112V111H186ZM186 112H184L185 114H186ZM204 112L205 111H203V114H204ZM211 112H213V111H211ZM219 112L220 113H218L219 115L220 114H222L223 113V110L221 111V110H219ZM222 112V113H221ZM226 112V111H225ZM225 112H224V114H225ZM105 113V112H104ZM192 113V112H191ZM208 114H210V111H208L207 112ZM214 113V112H213ZM234 113V112H233ZM22 114L20 113V117L22 116ZM173 114V113H172ZM178 115H176V114H174L175 116H178V117H176L177 118V120L176 121H179V119H181V118H179L180 117V115H182L183 113H177ZM184 114V115H185ZM217 114V113H216ZM1 116H3V117H1L2 118V120H1V122H0V127H2V125L4 126L5 125V123H3V119L5 118L4 117V115L3 114H0ZM54 115V114H53ZM55 115H56V113H55ZM55 115H54V117H55ZM58 115V114H57ZM57 115H56V117H57ZM108 115V114H107ZM169 115V114H168ZM202 115V114H201ZM41 116V115H40ZM106 116V115H105ZM170 116V115H169ZM199 116H200V114H199ZM207 116V115H206ZM209 117H206V118H209V119H211V121H212V119L214 118V117H212V118H210L211 117V115H208ZM79 117V116H78ZM90 117H92V116H90ZM109 117V116H108ZM182 117H183V115H182ZM231 116H229L228 118H230ZM7 118H9L8 116H7ZM29 118H31V117H29ZM77 118V117H76ZM82 118V117H81ZM79 119L80 121H81V123L83 122L82 120L83 119ZM179 118V119H178ZM200 118H201V116H200ZM202 118H203V116H202ZM201 118V119H202ZM206 118H204V120H205V122L207 123V121L209 120V119H206ZM220 118V119H219ZM223 118H225V117H218L217 119H219V120H221V119H223ZM88 119H90V118H88ZM87 118H86V121L88 120ZM144 119V118H143ZM173 119H174V117H173ZM182 119H184V118H182ZM186 119V118H185ZM188 119V118H187ZM186 119V120H187ZM194 119H196V118H194ZM216 119V120H217ZM11 120V119H10ZM20 120H21V118H20ZM78 120V121H79ZM113 120H114V117H113ZM192 119L190 118V120L188 119V121H190V122H192L191 121ZM207 120V121H206ZM227 120V119H226ZM231 120V119H230ZM232 120V121H233ZM16 121H17V119H16ZM106 121V120H105ZM108 121V120H107ZM115 121V120H114ZM144 121H145V119H144ZM154 121V120H153ZM175 121V120H174ZM194 121V120H193ZM203 121V120H202ZM218 121V120H217ZM234 121H233V123H234ZM11 122V121H10ZM9 122V123H10ZM24 123V121H20V123ZM27 122V121H26ZM24 123V124H26L27 125V123ZM32 122V121H31ZM179 122H182L181 120L179 121ZM184 122V121H183ZM188 123V124H190L191 125V123ZM196 122V121H195ZM213 122V121H212ZM221 122H224L223 124H225L224 125V127H226V125H227V122H228V125L230 124L229 123V121H227V122H225V120H223V121H221ZM3 123V124H2ZM19 123V122H18ZM77 123V122H76ZM86 123V122H85ZM177 123V122H176ZM194 123V122H193ZM205 123V124H206ZM208 123H209V121H208ZM11 124V123H10ZM23 124V125H24ZM87 124V123H86ZM105 124V123H104ZM107 124V123H106ZM178 124H181V123H178ZM183 124V123H182ZM195 124V123H194ZM196 124H198L199 125V123H196ZM195 124V125H196ZM202 124V123H201ZM200 124V126H202V125H205V124H202L201 125ZM214 124V123H213ZM216 124V123H215ZM214 124V127H217V125H219V124H217V125H215ZM23 125H19V126H23ZM111 125V124H110ZM116 125V124H115ZM114 125V126H115ZM177 125V124H176ZM186 125L187 124H183V126H185L186 127ZM193 125V124H192ZM198 125H197V127H198ZM207 126H208V124H206ZM16 126H17V123H16ZM29 126V125H28ZM33 126H35V124L33 125ZM33 126H32V128H33ZM78 126V125H77ZM84 126H86V125H84ZM113 126V125H112ZM175 125L173 124L172 125V127H174ZM211 125H210V123H209V127H210ZM229 126H231V125H229ZM18 127V126H17ZM17 127H14V128H17ZM24 127V126H23ZM79 127V126H78ZM105 127H107V125L105 126ZM191 127H194V128H197V127H195V126H191ZM213 127V128H214ZM220 127V126H219ZM5 129L7 128L6 127V125H5V127H4ZM121 128V127H120ZM175 128V127H174ZM180 128V127H179ZM187 128V127H186ZM189 128V130H190V127H188ZM2 129V128H1ZM5 129H3V130H5ZM19 129H20V127H19ZM18 129V130H19ZM108 129V128H107ZM192 129V128H191ZM199 129V128H198ZM204 129L205 128H203L202 130L204 131ZM221 129V128H220ZM21 130H22V128H21ZM34 130V129H33ZM113 130H114V128H113ZM180 130V129H179ZM197 130V129H196ZM200 130L201 129H199L198 131L200 132ZM0 131H2V130H0ZM23 131V130H22ZM70 132V130L68 129L66 132ZM115 131V130H114ZM176 131V130H175ZM185 131H188V129H186ZM210 130H208L207 132H208V134L210 133L209 132ZM224 131V130H223ZM8 132V131H7ZM34 133L36 132V131H33ZM166 132V131H165ZM168 132V131H167ZM181 132V131H180ZM179 132V133H180ZM190 132H192V130H190ZM198 132V133H199ZM205 132V134L207 133L206 131H204ZM203 132V133H204ZM212 132H215V133H212ZM212 132H211V134H212V136H213V134H216V131L215 130H212ZM19 133V132H18ZM53 133V132H52ZM116 133V131L114 132V134ZM176 133H178V129H177V132ZM187 134H188V132H186ZM185 133V134H186ZM1 134H3V133H1ZM1 134H0V137H2L1 136ZM6 134V136H7V133H5ZM5 134L3 135V136H5ZM8 134H9V132H8ZM66 134V133H65ZM172 135H173V133H171ZM186 134V136L183 134L182 135V132H181V134H179V135H181V137L184 139V141H185V139H186V137L188 138V136H189V134L187 135ZM201 134H202V131H201ZM204 134V135H205ZM207 134V135H208ZM210 134V135H211ZM10 135V134H9ZM8 135V136H9ZM19 135V134H18ZM68 135H69V133H68ZM170 135V134H169ZM174 135H175V133H174ZM179 135L178 136H168L170 139H171V142H173L174 141V138H176V137H179ZM210 135H208V136H210ZM23 136V140L24 141H26V140H29V136L27 137V136H24V135H22ZM21 136V137H22ZM33 136V135H32ZM52 136V135H51ZM183 136H185V138L183 137ZM194 137H195V135H193ZM192 136V133L190 134V136H189V139H191V140H189V141H191V142H193V141H195V138ZM198 136V135H197ZM207 136V137H208ZM216 135H214V137H215ZM20 137V136H19ZM26 139H25V138ZM69 137V136H68ZM181 137H179V138H181ZM190 137H193V139L192 138H190ZM200 137H201V135H200ZM199 137V138H200ZM206 137V136H205ZM203 138L202 137V139H207V138ZM221 137V138H220ZM5 137H2L1 138V140H3ZM28 138V139H27ZM157 138V137H156ZM197 139V142L198 141H200L201 139ZM210 138V137H209ZM208 138V139H209ZM211 138H210V140H211ZM220 138V139H219ZM38 139V138H37ZM41 139H43V138H41ZM69 139V138H68ZM88 139V138H87ZM87 139H85V140H87ZM126 139V138H125ZM152 139V138H151ZM159 139H160V137H159ZM213 139H216V141L219 139L220 141L219 142H215ZM9 140V139H8ZM7 140V138H6V141H8ZM33 140L35 141V139L33 138ZM32 140V141H33ZM81 140V139H80ZM84 140V139H83ZM89 140H91L90 138H89ZM93 140V139H92ZM116 140V139H115ZM153 140V139H152ZM154 140H156L155 138H154ZM161 140V139H160ZM173 140V141H172ZM175 140H178V138H176ZM188 140H186L185 141V146L188 144H186V142H188ZM193 140V141H192ZM5 141V142H6ZM10 141V140H9ZM37 141V140H36ZM43 141V140H42ZM42 141H40L39 140V142H42ZM94 141V140H93ZM159 141V140H158ZM202 141V140H201ZM200 141V142H201ZM204 141V140H203ZM1 142V141H0ZM23 142V141H22ZM21 142V143H22ZM80 142H83V141H80ZM106 142L108 143V140H106ZM118 142L119 141H117V144H118ZM135 142V141H134ZM155 142V141H154ZM191 142H190V145L189 146H193L192 144H191ZM197 142H193V143H197ZM215 142V143H214ZM20 143V144H21ZM33 143V142H32ZM36 144H38L37 142H35ZM35 143H34V145H35ZM44 143V142H43ZM43 143H41V145H44ZM84 143V142H83ZM87 143V142H86ZM153 143V142H152ZM161 143V142H160ZM167 143H168V139H167ZM167 143H165L166 144V146H167ZM170 143V142H169ZM169 143H168V146H169ZM175 143V142H174ZM211 143H213V144H211ZM1 144V143H0ZM8 144V143H7ZM7 144L5 145L6 147H7ZM23 144V143H22ZM85 144V143H84ZM93 144V143H92ZM99 144H100V142H99ZM108 144H110V142L108 143ZM113 144V143H112ZM162 144V143H161ZM160 144V145H161ZM176 144H177V142H176ZM2 145H4V144H2ZM88 145V144H87ZM96 145H97V143H96ZM115 144H113V146H114ZM143 145V144H142ZM172 145V144H171ZM204 145V144H203ZM30 145H27V146H25V148H27V147H29ZM46 146V145H45ZM44 146V147H45ZM59 146V145H58ZM72 146V145H71ZM74 146V145H73ZM86 146V145H85ZM84 146V147H85ZM91 146V145H90ZM101 146V145H100ZM124 146V145H123ZM156 146V145H155ZM166 146H164L163 147V149L164 148H166ZM172 146H174V144L172 145ZM181 146H183V145H180V147ZM182 147V148H188V145H187V147ZM208 146H207V148H208ZM6 147H4L3 149H5ZM41 146H35V148H38V149H42L43 150V148H40ZM98 147V146H97ZM104 147V146H103ZM120 147V146H119ZM161 147V146H160ZM176 148L178 147V144H177V146H175ZM195 147H196V145H195ZM1 148V147H0ZM35 148H33V150L35 151V152H33V153H37L36 151V149ZM76 148V147H75ZM86 148V147H85ZM102 148V147H101ZM168 148V147H167ZM169 148H173L174 150H175V153H176V149L174 148V147H169ZM181 148V149H182ZM206 148V150H208ZM211 148V147H210ZM31 149V148H30ZM96 149V148H95ZM107 149V148H106ZM128 149V148H127ZM172 149V150H173ZM191 149V148H190ZM13 150H15V149H13ZM22 150H24L23 149V146H22ZM28 150V149H27ZM32 150V149H31ZM32 150V151H33ZM98 150H100V149H98ZM164 150H166V149H164ZM172 150H169L168 152H169V154H170V157H172V155H171V151ZM180 150V149H179ZM183 150V149H182ZM187 150V149H186ZM195 150H196V148H195ZM202 150V149H201ZM205 150V149H204ZM203 150V151H204ZM216 150H215V152H216ZM0 151H2V150H0ZM107 151V150H106ZM111 151H113V153H116V152H114L115 150H113V148H112V150ZM128 151H129V149H128ZM131 151V150H130ZM190 151V150H189ZM209 151V150H208ZM96 152H99V151H96ZM101 152V151H100ZM164 152H166V151H164ZM185 152V151H184ZM188 152V151H187ZM200 152H202V151H200ZM1 153V152H0ZM28 153V152H27ZM42 153V152H41ZM41 153H39L38 155H40ZM44 153H45V151H44ZM44 153H42V155L44 154ZM109 153V152H108ZM108 153H106V154H108ZM117 153H119V152H117ZM131 153V152H130ZM167 153V152H166ZM165 153V154H166ZM173 153H174V151H173ZM191 153H192V151H191ZM191 153H185V154H191ZM1 154H3V153H1ZM6 154V153H5ZM99 154V153H98ZM165 154H164V156H165ZM168 154V153H167ZM166 154V155H167ZM169 154L167 155L168 156V159H169ZM178 154V150H177V153L176 154H174V156H176ZM197 154V153H196ZM27 155H29V154H27ZM41 155V156H42ZM100 155V154H99ZM162 155V154H161ZM191 155H193V153L191 154ZM191 155H189V156H191ZM200 155H202V153L200 154ZM203 155H204V152H203ZM208 155L209 156H213L212 158H209L208 159ZM5 156H7V155H5ZM5 156H1L0 155V159L1 158H4L5 159ZM45 156V155H44ZM62 156H64V155H62ZM130 158H131V156H130V154L128 155ZM173 156V157H174ZM178 156H180V155H178ZM186 156V158H187V155H185ZM194 156V155H193ZM27 157V156H26ZM30 157V158H29ZM100 157V156H99ZM103 156L101 155V157L100 158H102ZM172 157V158H173ZM177 157V156H176ZM175 157V158H176ZM192 157V156H191ZM190 157V158H191ZM28 158L29 159H31L32 158V160H33V163H34V159H33V157L30 155V156H28ZM64 158V157H63ZM100 158H98V161H99V159ZM162 158V157H161ZM192 158H194V157H192ZM197 158V157H196ZM199 158V157H198ZM202 158V157H201ZM0 160V163L2 162V161H5V160ZM28 159V160H29ZM41 158H40V156H39V160H40ZM61 159V158H60ZM110 160H111V158H109ZM132 159V158H131ZM177 159V158H176ZM188 159V158H187ZM21 160V159H20ZM160 160V157L158 158V161ZM185 162H186V160H185V158L183 159ZM190 160H192V159H190ZM190 160H188V161H190ZM201 160V159H200ZM103 161H104V159H103ZM114 161V160H113ZM118 161V160H117ZM116 161V162H117ZM167 161H169V160H167ZM29 162H30V160H29ZM121 162V161H120ZM183 162V161H182ZM181 162V163H182ZM193 162V161H192ZM203 162V163H204ZM4 163V162H3ZM21 163V162H20ZM30 163H32V162H30ZM195 163V162H194ZM202 163V162H201ZM202 163V164H203ZM10 164V163H9ZM95 164V163H94ZM94 164H93V166H94ZM180 164V163H179ZM187 164V163H186ZM185 164V165H186ZM201 164V165H202ZM5 165V164H4ZM22 165V164H21ZM29 165V164H28ZM32 166L34 165V164H31ZM96 165V164H95ZM135 165H137V164H135ZM184 165V164H183ZM199 165H200V163H199ZM31 166V167H32ZM98 166V165H97ZM116 166V165H115ZM122 166V165H121ZM138 166V165H137ZM137 166H134V168L136 167V169H137ZM203 166H204V164H203ZM1 167V166H0ZM6 168V170H7V166H5ZM92 167V166H91ZM184 167V166H183ZM117 168V167H116ZM145 168V167H144ZM158 168V167H157ZM185 168H187V174L189 175L188 177L190 178L191 177V174L192 173H195L193 170H191V172H189L190 170L188 169L189 167H185ZM10 169V171H12L13 172V169L12 168H9ZM12 169V170H11ZM94 169V168H93ZM102 169H104V168H102ZM114 169V168H113ZM148 169V168H147ZM181 169H184V168H181ZM193 169V168H192ZM194 169H196V168H194ZM5 170V171H6ZM34 170V169H33ZM98 170V169H97ZM106 170V169H105ZM118 170H119V168H118ZM133 170V169H132ZM9 171V175H10V178H11V176L13 175L11 172ZM53 171V170H52ZM95 172H96V170H94ZM18 172H20V171H18ZM17 172V173H18ZM43 172V171H42ZM62 172H64V171H62ZM95 172H93V173H95ZM108 172V171H107ZM120 171H118L117 173H119ZM132 172V171H131ZM135 172V171H134ZM137 172V171H136ZM158 172H159V169H158ZM6 173V172H5ZM16 173V175H17V177H19V178H21L20 176H22V175H19L18 176V174ZM23 174H24V172H22ZM125 173V172H124ZM146 173H147V171H146ZM160 173V172H159ZM175 173V172H174ZM185 173V172H184ZM0 174H2L1 175V177L2 178H0V179H2L1 181H0V192H2V190L3 189H5L6 188V190L8 189V184L6 183V179L4 178V172L2 171V167L0 168ZM20 174V173H19ZM26 174V173H25ZM63 174V173H62ZM96 174V173H95ZM120 174V173H119ZM163 174H165V173H163ZM168 176H167V178L169 177V174H168V172L166 173ZM173 174V173H172ZM176 174V173H175ZM14 175H15V173H14ZM114 176H115V174H113ZM113 175H110V176H113ZM134 175V174H133ZM174 175V174H173ZM172 175V176H173ZM183 174H181V176H182ZM185 175V174H184ZM24 176V175H23ZM113 176V177H114ZM161 176H163V175H161ZM164 176H166V175H164ZM175 176V175H174ZM178 176V175H177ZM187 176V175H186ZM185 176V177H186ZM24 177H26V176H24ZM40 177H41V174H40ZM43 177V176H42ZM98 177V176H97ZM146 177V176H145ZM23 178V177H22ZM61 178V177H60ZM108 179V177H104V180L103 181H105V179ZM111 178L112 177H110V179L109 180H111ZM149 178H151V177H149ZM181 178V177H180ZM24 179V178H23ZM40 179V181H42V179L41 178H39ZM107 179H106V181H107ZM115 179V178H114ZM129 179V178H128ZM132 179V178H131ZM131 179H129V180H131ZM147 179V178H146ZM162 179H163V177H162ZM165 179V178H164ZM176 179V178H175ZM184 179H186V178H184ZM195 179V180H196ZM117 180V179H116ZM160 180V179H159ZM183 180V179H182ZM17 181H19V179L17 180ZM22 181V180H21ZM98 181V180H97ZM118 181V180H117ZM133 181V180H132ZM136 181V180H135ZM149 181V180H148ZM164 181V180H163ZM179 181V180H178ZM185 181V180H184ZM193 181V180H192ZM15 182V181H14ZM43 182V181H42ZM115 182V181H114ZM141 184H142V180L141 181H139ZM144 182V181H143ZM145 182H146V180H145ZM151 182L152 181H150V184H151ZM166 182V181H165ZM167 182H168V179H167ZM11 183H13L12 181H11ZM16 183L17 182H15V185H16ZM91 183V182H90ZM147 183V182H146ZM178 183V182H177ZM193 183V184H194ZM14 184V183H13ZM115 184H119L120 185V183L119 182H115ZM128 184V183H127ZM135 184V183H134ZM9 185H10V182H9ZM20 185V184H19ZM17 185V188H19V187H21L22 185ZM93 185H95V184H93ZM104 185H105V183H104ZM164 185H166V184H164ZM179 185H178V187L177 188H179ZM121 186H123V185H121ZM166 186H168V185H166ZM166 186H164V187H166ZM87 187V186H86ZM115 187H116V185H115ZM124 187V186H123ZM22 189H19V190H26L25 188L23 189V187H21ZM54 188V187H53ZM117 189L118 188H120V187H116ZM193 188H194V185H193ZM38 189H40L39 187H38ZM46 188L44 187V190H45ZM92 189V188H91ZM90 189V190H91ZM173 189H174V187H173ZM6 190H3L5 193H7V191ZM48 190V189H47ZM52 190V189H51ZM55 190V189H54ZM53 190V191H54ZM83 190V189H82ZM89 190V191H90ZM116 190V189H115ZM195 189H193V191H194ZM203 190V191H202ZM14 192H15V190H13ZM27 191H29V189H27ZM41 191V190H40ZM14 192H12V194L14 193ZM19 192H22V191H19ZM42 192V191H41ZM57 191H55V193H56ZM104 192H105V190H104ZM5 193H0L1 195L2 194H4L5 195ZM23 193V192H22ZM50 193V192H49ZM54 193V192H53ZM81 193V192H80ZM86 193V192H85ZM106 193V192H105ZM123 193H128L127 191L126 192H123ZM122 193V194H123ZM10 193H8L7 195H9ZM14 194H17V193H14ZM133 194V193H132ZM1 195H0V197H1ZM6 195V196H7ZM50 195V194H49ZM54 195V194H53ZM88 195V193H86V196ZM101 195H102V193H101ZM182 194H180V196H181ZM208 195H210L211 196V198H210V196L208 197ZM6 196H4L5 197V199L8 197H6ZM13 197L15 196V195H12ZM103 196V195H102ZM106 196V195H105ZM111 196V195H110ZM128 196H130V193L128 194ZM180 196H179V198H180ZM184 196V197H185ZM3 197V196H2ZM40 197V196H39ZM49 197V196H48ZM50 197H52V196H50ZM50 197H49V200H52V199H54L55 200V198H53L52 197V199H50ZM70 197V196H69ZM93 197V196H92ZM115 197V196H114ZM9 199H11V197H10V195H9V197H8ZM14 198H16V196L14 197ZM21 198H23V197H21ZM112 198V197H111ZM144 198V197H143ZM181 198H182V196H181ZM179 199V200H182V199ZM191 198V199H190ZM4 198H3V200H5ZM19 199V198H18ZM108 199V198H107ZM131 199H133V198H131ZM11 200H13V199H11ZM17 200V199H16ZM20 200H22V199H20ZM57 200V199H56ZM67 200V199H66ZM97 200H98V198H97ZM138 200V199H137ZM210 200H214L213 202V204L215 205H211L210 204ZM6 201V200H5ZM5 201L3 202H0V264H48L49 262L48 261H50V260H47L46 259V257H43V256H40V254L42 253H37V250H35V249H33L34 247V245H36V242L34 241V240H31V239H29V237L30 236H38V233L40 232V230L42 229V230H44V229H47L48 231H49V233L50 234H46L45 235V245L46 244H53L54 246H56V251H54V252H49L48 254V256H54V257H56L55 255H57L58 253H60V254H63V255H66V256H68V255H70L71 253H72V251L73 250H78V252L80 253V254H87L88 252H89V250H86L83 246H81V244H79V240L78 241H76L77 240V238H74L75 240H73V241H71V242H67L66 241V236H65V238L63 237L64 236V234L66 235V234H69V232H70V230H72L71 228H73V227H71L70 229H69V227L66 229L65 228V226H66V224H65V226H64V229L63 228H60V227H55V225L58 223V218H54V215L52 214V213H50V214H47L46 215V218H47V220L46 221H42L39 217H34V221H33V225L31 224V226H29L28 228V231H24V227L23 228H21L22 230H20V229H18V227H17V225H13V224H17V223H13V224H11V221H13L14 220V222H15V220H17V218H15V217H17V215H13V218H15V219H11L12 218V216H11V218H9L10 217V215H9V213L7 212V209L5 210V208H6V204H5ZM14 201V200H13ZM154 201V200H153ZM159 201V200H158ZM168 201H170V200H168ZM9 202V203H8ZM15 202V201H14ZM24 202V201H23ZM52 202H53V200H52ZM92 202V201H91ZM135 202V201H134ZM141 202V201H140ZM180 202V201H179ZM184 202V201H183ZM7 204H9L10 206H11V204H10V200L9 201H7L6 202ZM15 203H17V202H15ZM54 203V202H53ZM95 203V202H94ZM105 203H107L106 201H105ZM131 203V202H130ZM136 203H138V201L136 202ZM158 203V202H157ZM168 203V202H167ZM169 203H171V201L169 202ZM13 204V203H12ZM43 204V203H42ZM55 204V203H54ZM65 204H67V203H65ZM81 204V203H80ZM120 204V203H119ZM135 204V203H134ZM160 204V207L159 208H163V207H161L163 204L162 203H158V205ZM162 204V205H161ZM23 205V204H22ZM151 200H150V207H151ZM209 205H211V206H209ZM68 206V205H67ZM153 206H155L154 204H153ZM152 206V208H150L151 210L154 208ZM170 206H172L171 204H170ZM184 206V205H183ZM20 207H22L21 205H20ZM45 207V206H44ZM62 207H63V209H65L64 208V206H63V204H62ZM139 207V206H138ZM157 207V206H156ZM181 207H182V205H181ZM8 209H10V207H7ZM26 208V207H25ZM46 208V207H45ZM167 208H168V206H167ZM16 209V208H15ZM24 209V208H23ZM47 209V208H46ZM59 210H62V209H60V208H58ZM139 209V211L141 210V212H142V209L144 210V208H142V207H140V208H138ZM149 209V208H148ZM154 209H156V208H154ZM153 209V210H154ZM166 209V208H165ZM19 210H21V209H19ZM19 210H16V211H18L19 212ZM70 210H71V208H70ZM97 210V209H96ZM151 210L149 211L150 213H153V211L151 212ZM25 211H26V209H25ZM63 211V210H62ZM61 211V212H62ZM106 211V210H105ZM162 212H163V210H161ZM176 211V210H175ZM5 212H7L5 215H4V213ZM18 212H16V213H18ZM28 213H30V211H27ZM57 212V211H56ZM73 212V211H72ZM143 212H145V214L144 215H146V211H143ZM148 212V213H149ZM177 212V211H176ZM218 212L219 213H221L223 216H217V214H218ZM59 213V212H58ZM67 213V212H66ZM155 213V214H154ZM153 214H151V215H153V216H155L156 215V213L157 212H154ZM192 215H191V214ZM215 213V215H212V214H214ZM11 214V213H10ZM26 214L27 213H25L24 212V216H25V218H26ZM46 214V213H45ZM70 215L72 214V213H69ZM69 214H68V216L67 217H71V216H69ZM113 214V213H112ZM111 214V215H112ZM158 214H159V211H158ZM162 214V213H161ZM172 214V213H171ZM175 214V213H174ZM221 214H219V215H221ZM22 215V214H21ZM72 215H74V214H72ZM78 215V214H77ZM109 215V214H108ZM131 215V214H130ZM150 215V216H151ZM160 215V214H159ZM7 216V217H6ZM27 216H28V214H27ZM138 216V215H137ZM141 216V215H140ZM149 216V217H150ZM157 216V215H156ZM161 216V215H160ZM19 217H21V216H19ZM64 217V216H63ZM66 217V218H67ZM75 217V216H74ZM113 217V216H112ZM142 217V216H141ZM148 217V218H149ZM152 217V216H151ZM163 217H164V215H163ZM79 218V217H78ZM116 218H119V217H117L116 216ZM111 219V222H113V221H116L117 222V220H119V222H121L120 221V219L121 218H119V219ZM143 218V217H142ZM158 218V217H157ZM156 218V219H157ZM54 219H55V221L57 222H55L54 221ZM81 219V218H80ZM79 219V220H80ZM129 219V218H128ZM127 219V220H128ZM144 219H145V216H144ZM160 219V218H159ZM21 220H23V219H21ZM21 220H19L21 223H24V224H27V222L25 221V222H22ZM64 220V219H63ZM69 220H70V218H69ZM127 220H125L124 222H126ZM139 220H142V219H138V221ZM151 220V219H150ZM149 220V221H150ZM162 220L164 221H166V219L164 218H162ZM132 221V220H131ZM148 221V220H147ZM167 221H168V219H167ZM168 221V222H169ZM62 222V221H61ZM64 222V221H63ZM110 222V221H109ZM128 222V221H127ZM139 222H141V221H139ZM167 222V223H168ZM201 222V224H197V223H200ZM19 223V222H18ZM56 223V224H55ZM142 223H143V220H142ZM146 223H148L149 224V222H146ZM154 223V222H153ZM165 223V222H164ZM60 224V223H59ZM80 224V223H79ZM117 224V223H116ZM121 224V223H120ZM133 224V223H132ZM156 224V223H155ZM21 224L19 223V226H20ZM35 225V226H34ZM70 225V224H69ZM123 225V224H122ZM196 225H198V226H196ZM16 226V227H15ZM23 226V225H22ZM25 226V225H24ZM89 226V225H88ZM127 226V225H126ZM134 226V225H133ZM143 226V225H142ZM21 227V226H20ZM118 228H120V226L118 225L117 226ZM117 227H115V228H117ZM156 227H158V226H156ZM27 228V226H25V229ZM89 228V227H88ZM126 228H128V227H126ZM135 228V227H134ZM138 228V227H137ZM136 229V228H135ZM134 229V230H135ZM139 229V228H138ZM137 229V231H139ZM157 229V228H156ZM158 229H160V228H158ZM157 229V230H158ZM27 230V229H26ZM111 230H112V227H111ZM114 230V229H113ZM116 230V229H115ZM133 230V231H134ZM142 231H143V229H141ZM164 230V229H163ZM190 230V231H189ZM131 231V230H130ZM130 231H127V232H130ZM152 231V230H151ZM187 231V232H186ZM79 232V231H78ZM109 232H110V230H109ZM113 232V234L116 232V231H112ZM135 232V231H134ZM144 232H146L147 234H148V230H145ZM158 232V231H157ZM156 232V233H157ZM84 233V232H83ZM140 233V232H139ZM45 234V233H44ZM79 234H80V232H79ZM109 234H111V233H109ZM133 234V233H132ZM141 234V233H140ZM144 234V233H143ZM147 234H145L146 236H147ZM106 235V234H105ZM115 235H117V233L116 234H114V235H108V237H110L111 239H112V237L113 236H115ZM118 236V239H120V237H122V236H120L119 237V235H117ZM116 236V237H117ZM138 236H139V234H138ZM41 237V236H40ZM44 237V236H43ZM89 237V236H88ZM142 237H144V236H142ZM141 237V238H142ZM149 237H150V234H149V236H148V239H149ZM177 237H176V239H177ZM184 237V236H183ZM140 238V239H141ZM174 238V237H173ZM116 239V238H115ZM144 239V241L146 240L145 238H143ZM148 239L146 240L147 242H148ZM152 239H150V240H152ZM176 239H175V241H176ZM180 239V240H179ZM98 241V240H97ZM96 241V242H97ZM114 241V240H113ZM142 242H143V240H141ZM141 241H138V242H140L141 243ZM104 242V241H103ZM131 242V241H130ZM145 243L144 245H145V247L147 246L146 244H148V243ZM172 242H174V239H172ZM43 243V242H42ZM116 243H117V241H116ZM139 243V244H140ZM44 244V243H43ZM118 244V243H117ZM128 244H129V242H128ZM154 244V243H153ZM167 244H169V243H167ZM180 244H182V242H180ZM44 245V247H45V249L47 250V248H48V246H45ZM92 245H93V243H92ZM96 245H97V243H96ZM103 245V244H102ZM101 245V246H102ZM38 246V245H37ZM94 246H95V244H94ZM94 246H93V248H94ZM112 246H117L116 244L115 245H112ZM137 246V245H136ZM138 246H141V245H138ZM155 246V245H154ZM186 246V247H185ZM142 247V246H141ZM140 247V248H141ZM144 246L142 247V249H144L145 248ZM151 247V246H150ZM152 247H153V245H152ZM162 247V246H161ZM154 248H156V247H154ZM158 248V247H157ZM163 249H164V247H162ZM162 248H159V249H162ZM168 247L166 246V248L165 249H167ZM38 249H39V247H38ZM95 249V248H94ZM97 249V248H96ZM106 249V248H105ZM128 249H130V248H128ZM142 249H138V250H142ZM151 249V248H150ZM179 249V248H178ZM58 250H60V251H58ZM107 250V249H106ZM113 250V249H112ZM146 251H148V249H145ZM161 251V250H160ZM163 251V250H162ZM175 251V252H174ZM58 252V253H57ZM107 252V251H106ZM125 252H127V251H125ZM124 252V253H125ZM128 252H129V250H128ZM152 252V251H151ZM45 253V252H44ZM99 253V252H98ZM102 253V252H101ZM101 253H99L98 254V257H101L100 255H101ZM122 253V252H121ZM131 253H132V251H131ZM138 253V252H137ZM149 254L150 252H145V255H147V254ZM192 253H196L195 255H197V256H195V259H193V257L191 256L190 258H189V256L192 254ZM78 254V253H77ZM106 254V253H105ZM134 254V253H133ZM139 254H141V253H139ZM162 254H165V253H162ZM138 255V254H137ZM143 255V254H142ZM154 255V254H153ZM175 255V256H174ZM93 256V255H92ZM109 256V255H108ZM114 256V255H113ZM112 256V259L115 257V256H117V255H115L114 257ZM139 256V255H138ZM157 256H158V254H157ZM94 257H95V255H94ZM118 257V256H117ZM116 257V258H117ZM139 258V259H138ZM101 260H102V258H100ZM111 259V260H112ZM137 259H138V262H137V264H165V262L163 263V259L161 258V257H159V258H157L156 256H148V257H144V256H140V257H137ZM130 259L128 258L127 259V261L128 262H130L129 261ZM113 261V260H112ZM111 261V262H112ZM119 261V260H118ZM93 262V261H92ZM97 262H99V261H97ZM116 262V263H115ZM114 262V264H117L118 262L117 261H115ZM61 263V262H60ZM60 263H58V264H60ZM106 263V262H105ZM110 263V262H109ZM130 263H132V262H130ZM61 264H80V263H70V262H62ZM113 264V263H112ZM135 264V263H134Z\"/></svg>",
    "mask_w": 264,
    "mask_h": 264
}]
</instances>
